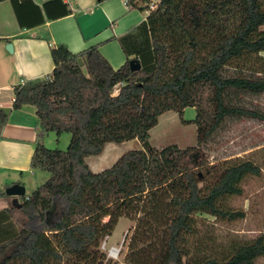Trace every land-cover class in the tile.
Listing matches in <instances>:
<instances>
[{
  "label": "trees",
  "instance_id": "1",
  "mask_svg": "<svg viewBox=\"0 0 264 264\" xmlns=\"http://www.w3.org/2000/svg\"><path fill=\"white\" fill-rule=\"evenodd\" d=\"M120 43L127 62L117 70L97 46L79 54L52 47V74L15 86L12 109H0L1 132L12 110L36 107L31 169L49 174L20 209L0 213V264H120L101 245L122 218L134 228L121 264H256L264 235L216 248L197 217L244 219L228 200L262 175L243 158L212 164L204 147L227 121H264L240 102L264 94V0H160ZM131 61L141 69L133 72ZM187 108L196 112L197 145L155 150L150 131L160 117L175 112L187 124ZM50 133L69 134L68 148L48 149ZM132 140L141 149L91 170L88 158ZM13 211L20 227L5 229Z\"/></svg>",
  "mask_w": 264,
  "mask_h": 264
},
{
  "label": "crops",
  "instance_id": "2",
  "mask_svg": "<svg viewBox=\"0 0 264 264\" xmlns=\"http://www.w3.org/2000/svg\"><path fill=\"white\" fill-rule=\"evenodd\" d=\"M150 3L153 1L136 0L132 6L125 0H0V109H12L15 86L52 74V47L61 45L79 54L97 46L113 69L121 68L127 58L120 39L146 21ZM37 121L33 105L11 111L0 132V189L18 184L27 195L25 182L37 175L31 169L39 136ZM48 136L43 137L44 143ZM38 186H31L32 192ZM23 197L19 198L21 205ZM14 199L6 194L0 197V213L20 209ZM7 215L5 229L18 230L20 213Z\"/></svg>",
  "mask_w": 264,
  "mask_h": 264
},
{
  "label": "rangeland",
  "instance_id": "3",
  "mask_svg": "<svg viewBox=\"0 0 264 264\" xmlns=\"http://www.w3.org/2000/svg\"><path fill=\"white\" fill-rule=\"evenodd\" d=\"M152 1L156 2V0ZM117 94L118 89L114 92V95ZM240 102L264 113V94L246 96L241 98ZM195 116V109L187 108L183 119L189 123L183 124L175 112L162 115L159 124L150 131L151 146L155 150H162L171 145L179 148L196 146L197 128L191 123ZM70 140L69 134L58 137L50 133L45 139V145L51 150L65 151ZM137 149H141V144L137 140L122 144L111 143L105 147L101 155L90 157L87 162L94 173H99L111 168L123 154ZM204 150L212 164L243 158L258 164L262 169V175L248 178L243 184V195L228 200V205L233 210L245 212L244 219L222 222L206 216L197 217L201 235L206 234L214 240L216 248H219L221 243L225 244L230 238L249 240L260 234L264 235V121L249 119L227 121L210 139ZM48 177V173L37 171L36 177L33 176L31 182H25L27 195L32 193L31 186L40 185L41 181H46ZM119 222L115 234L103 240L101 250L108 256L111 248L119 249V256L112 260L121 264L128 251L134 223L126 218L120 219ZM256 264H264V258L259 259Z\"/></svg>",
  "mask_w": 264,
  "mask_h": 264
},
{
  "label": "water",
  "instance_id": "4",
  "mask_svg": "<svg viewBox=\"0 0 264 264\" xmlns=\"http://www.w3.org/2000/svg\"><path fill=\"white\" fill-rule=\"evenodd\" d=\"M8 49L10 51H12V46L11 44L8 45ZM130 68L133 72H137L141 69L140 64L136 63L135 61H131L130 62ZM5 194L9 197H14V201L13 204L17 207V208H21V204L19 203V198L25 196V188L21 185H13L11 187H9L8 189H6Z\"/></svg>",
  "mask_w": 264,
  "mask_h": 264
},
{
  "label": "built area",
  "instance_id": "5",
  "mask_svg": "<svg viewBox=\"0 0 264 264\" xmlns=\"http://www.w3.org/2000/svg\"><path fill=\"white\" fill-rule=\"evenodd\" d=\"M67 2H70L71 0H66ZM125 2H128V0H125ZM160 2V0H156L155 3H150L149 6H148V10L147 12L148 13H151L153 11H155L158 7V3ZM113 250H115L117 253H113ZM119 256V250L116 249V248H111L109 250V253H108V258L110 259H116L117 257Z\"/></svg>",
  "mask_w": 264,
  "mask_h": 264
},
{
  "label": "bare ground",
  "instance_id": "6",
  "mask_svg": "<svg viewBox=\"0 0 264 264\" xmlns=\"http://www.w3.org/2000/svg\"><path fill=\"white\" fill-rule=\"evenodd\" d=\"M106 248H107V245H106ZM118 250H119V249H118ZM119 251H120V250H119ZM113 253H115V254H116L117 252H116L115 250H113Z\"/></svg>",
  "mask_w": 264,
  "mask_h": 264
}]
</instances>
